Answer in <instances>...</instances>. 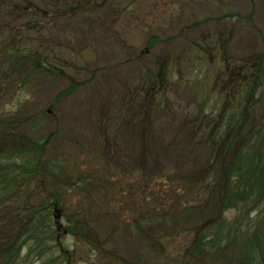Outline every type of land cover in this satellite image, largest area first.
Masks as SVG:
<instances>
[{"label":"trees","instance_id":"obj_1","mask_svg":"<svg viewBox=\"0 0 264 264\" xmlns=\"http://www.w3.org/2000/svg\"><path fill=\"white\" fill-rule=\"evenodd\" d=\"M104 1L0 0V264H217L232 248L240 264H264V50L192 42L188 72L170 56L144 66L127 90L143 92L128 127L99 128L98 144L68 140L56 111L83 83L53 32L134 12ZM43 79L67 86L35 110ZM176 85L191 91L178 116ZM172 116L173 140L157 143V121Z\"/></svg>","mask_w":264,"mask_h":264},{"label":"rangeland","instance_id":"obj_2","mask_svg":"<svg viewBox=\"0 0 264 264\" xmlns=\"http://www.w3.org/2000/svg\"><path fill=\"white\" fill-rule=\"evenodd\" d=\"M114 0H105L104 3ZM119 6L132 3L134 12L119 16L107 12L106 18L90 21L82 26L55 27L53 36L67 54L77 55L80 70L74 74L77 82L83 83L75 93L66 97L57 108L58 124L78 143L85 142L91 134L97 144L103 138L102 130L108 124L128 127L143 92L137 99L127 92L144 78V66L156 67L166 57L176 64L182 74L191 68V43L209 42L215 37L228 39L232 52L259 54L264 50V0H115ZM103 4V3H102ZM101 6L91 4L94 11ZM98 10V9H97ZM95 10V11H97ZM249 16H252L250 19ZM208 19V22L205 20ZM71 33L69 37V32ZM156 35L163 40L152 49H147V38ZM91 46V54L80 57ZM89 48V47H88ZM96 71V76L93 73ZM35 110L46 106L67 83L61 80H40ZM176 114H181L190 94L187 86L176 85ZM132 99H136L131 101ZM174 100V97H172ZM42 102V103H41ZM130 103H133L132 105ZM134 109V110H133ZM186 110L184 111V113ZM178 117L157 121L156 136L159 144L173 140ZM110 125V126H111ZM110 128V127H109ZM108 128V129H109ZM97 131V133H96ZM100 133V134H99ZM120 147L130 138L114 137ZM106 141V139H103ZM90 142V141H88ZM168 160L176 161L175 156ZM189 158L182 155L181 160ZM132 156L130 157V160ZM133 163L126 164L127 172H133ZM190 177L191 172H179ZM184 197V193L181 194ZM158 200H161L160 198ZM129 206V202H126ZM230 216L235 211L228 212ZM186 219H179L186 222ZM240 254L232 248L217 264H240Z\"/></svg>","mask_w":264,"mask_h":264}]
</instances>
